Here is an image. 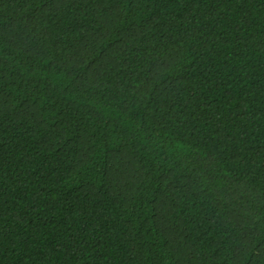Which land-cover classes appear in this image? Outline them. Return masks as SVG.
<instances>
[{
	"label": "trees",
	"instance_id": "obj_1",
	"mask_svg": "<svg viewBox=\"0 0 264 264\" xmlns=\"http://www.w3.org/2000/svg\"><path fill=\"white\" fill-rule=\"evenodd\" d=\"M0 264H264V0H0Z\"/></svg>",
	"mask_w": 264,
	"mask_h": 264
}]
</instances>
